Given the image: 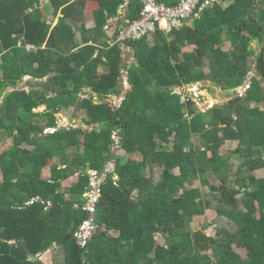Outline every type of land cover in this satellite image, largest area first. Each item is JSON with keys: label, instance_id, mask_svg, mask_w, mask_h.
I'll return each instance as SVG.
<instances>
[{"label": "trees", "instance_id": "1", "mask_svg": "<svg viewBox=\"0 0 264 264\" xmlns=\"http://www.w3.org/2000/svg\"><path fill=\"white\" fill-rule=\"evenodd\" d=\"M39 3L0 0V97L25 76L46 78L51 92L13 90L0 104V135L12 138L0 152V264H42L50 250L61 254L56 264H264V176L254 174L264 168V0H220L170 32L122 40L116 36L140 18V0H48L49 15ZM248 58L257 77L243 96L201 110L186 92L200 82L242 86ZM123 75L129 88L113 106L106 98L119 94ZM84 89L89 96L80 98ZM42 104L48 110L35 112ZM75 104L87 128H57L55 114ZM227 141L236 145L224 153ZM47 151L59 157L49 179L40 166ZM234 154L246 172L232 178ZM90 171L102 178L92 211L83 195ZM195 179L206 189L187 188ZM207 209L233 230H193V216ZM86 221L95 229L83 240Z\"/></svg>", "mask_w": 264, "mask_h": 264}, {"label": "rangeland", "instance_id": "2", "mask_svg": "<svg viewBox=\"0 0 264 264\" xmlns=\"http://www.w3.org/2000/svg\"><path fill=\"white\" fill-rule=\"evenodd\" d=\"M40 7L46 10V14H50V10L48 7V0H40L39 3ZM97 8L96 2H90L89 6L85 9L84 11V21L87 26H90L93 23V18H92V10H95ZM123 7L120 9V12H123ZM46 15V17H47ZM115 19H112L110 21V25L115 23ZM56 22V18L53 20L51 24H54ZM112 26V25H111ZM110 34V32L108 31ZM261 44L254 42L252 43L251 47L254 48H259ZM230 49V45L227 42L223 43L222 46V51L223 53H227V51ZM130 50H126L125 54V59L128 60L130 63L133 58L129 53ZM253 59L249 58L247 59V63L250 65L253 63ZM102 71L99 70V73ZM252 73H249V76L247 78V83L249 82V78L252 76ZM1 77V76H0ZM26 76L21 79L17 85L15 86H8L6 89L3 91L2 96L0 97V104L4 101L5 97L7 94L13 90H19V89H24L25 91L30 90L31 88H39L41 90V93L44 94V98L49 97L51 95V92L45 91L42 87L41 84L31 82V77ZM123 80L126 81V76L123 75ZM252 79V78H251ZM43 81H46L45 79ZM123 81V82H124ZM129 88V84L127 82H124V86L122 90H119V94H111L106 98V100L113 106L118 105L122 98L124 97V94ZM238 93L241 94L243 92V86L237 88ZM179 88H178V90ZM186 92L190 94L195 101L196 105L201 109L205 110L206 108L211 107L213 104L219 103V102H224L227 101L231 98H233V93L231 90H223L219 86H217L214 83H198L195 85H190L186 88ZM89 96L88 90L84 89L82 90L80 94V98ZM94 100L97 101L96 97L94 96ZM78 103V102H77ZM48 110V108L43 104L40 105L38 108H36L34 111L35 112H40V113H45ZM56 121H57V128L60 127H72V128H87V126L83 125V118L85 117V111L78 106V104H75L74 106L68 107V108H63L59 113L55 114ZM55 129L50 128L46 129L45 132H53ZM1 138L2 142H0V152H2L4 149H6L8 146L11 145L12 143V138L11 135L8 132H3L1 133ZM49 147H53L56 145V142L50 141ZM236 145V142L234 141H227V143L221 148L222 152H227L230 149L234 148ZM116 153L121 154L124 159L128 158V154L124 153L122 150H117ZM59 162V157H54L52 156L50 151H47L45 153L44 159L40 160V166L42 169L41 175L45 179L50 178V168L54 163ZM113 164L109 163L108 166L105 167L106 171H109L112 169ZM163 165L162 164H157L153 166V171H154V176L157 179L159 176V173L162 169ZM149 169V168H148ZM147 169V172H148ZM236 172L239 173H245V166L243 165V159L239 158L238 155H232L230 158L229 162V174L232 176V178L236 175ZM254 174L258 177H263L264 176V168H260L254 171ZM77 179V175H73L69 178H66L62 181L63 187H68L72 182H74ZM217 181V180H216ZM191 187H202L203 190L206 189L205 186H202L200 183L199 179H195L194 182L188 186L187 188ZM86 197H88L86 195ZM191 227L193 230H202L204 233L210 236H215L217 233H223V231H232L233 227L232 224L228 221L227 218L218 216L217 213L215 212L214 209H207L202 215H195L192 218L191 221ZM81 230L79 229V232L77 233L79 237H85V239L89 238L91 235V232L95 229V227L89 222L86 221L84 224L80 226ZM156 240L158 242H161L160 236H157ZM81 243L84 245L85 241H81ZM237 251L242 253L241 249H237ZM41 257V262L42 264H56L61 260V254L60 252H56L55 250H50L47 251L46 253L40 254Z\"/></svg>", "mask_w": 264, "mask_h": 264}, {"label": "built area", "instance_id": "3", "mask_svg": "<svg viewBox=\"0 0 264 264\" xmlns=\"http://www.w3.org/2000/svg\"><path fill=\"white\" fill-rule=\"evenodd\" d=\"M140 1L142 3V9L140 11L139 20L130 23L124 30H122L120 34L116 36L117 40H122L129 36L137 38L145 33L150 34L156 29L170 32L172 29L181 26V21L183 19H186L191 15H197L203 8L212 6L220 0H178L177 4L171 6L158 2L157 0ZM107 31L110 32V34L108 33L110 36L115 35L112 27H107ZM89 174L90 189L83 195L84 197H86V195L88 196L86 197L88 199L86 208L92 211L93 203L98 197V185L102 178L96 171H90ZM103 176L104 174H102V177ZM79 238L85 240V237Z\"/></svg>", "mask_w": 264, "mask_h": 264}, {"label": "clouds", "instance_id": "4", "mask_svg": "<svg viewBox=\"0 0 264 264\" xmlns=\"http://www.w3.org/2000/svg\"><path fill=\"white\" fill-rule=\"evenodd\" d=\"M218 3H220V1L218 2ZM165 4V3H164ZM167 5V4H166ZM109 26H111L110 24H109ZM161 30V29H160ZM163 31V30H162ZM165 32V31H164ZM167 33V32H166ZM131 51H129V53H130ZM128 53V54H129ZM251 72H253L252 73V76L249 78L250 80H249V82L247 83V79L245 80V82H244V84L242 85L243 86V92L241 93V94H239L238 93V90H237V88L236 89H233V90H236L237 92H236V94H233L234 96H236V95H244V92H245V90L249 87V85H250V83H251V78H253V77H257L256 76V74H255V63L253 62L251 65ZM250 72V73H251ZM248 78V77H247ZM126 80V79H125ZM124 81V80H123ZM124 82H127V81H124ZM128 83V82H127ZM242 86H240V87H242ZM233 90H231V91H233ZM233 93V92H232ZM88 201V200H87ZM87 203V202H86Z\"/></svg>", "mask_w": 264, "mask_h": 264}, {"label": "crops", "instance_id": "5", "mask_svg": "<svg viewBox=\"0 0 264 264\" xmlns=\"http://www.w3.org/2000/svg\"><path fill=\"white\" fill-rule=\"evenodd\" d=\"M228 3V1H225V2H221V4L222 5H226ZM92 25V24H91ZM90 25V26H91ZM87 26V25H86ZM227 43H229V42H227ZM229 45H230V43H229ZM0 76H1V72H0ZM26 77V76H25ZM29 78V77H28ZM30 79V78H29ZM46 80V78H42V79H33V78H31V82H33V85H35L36 83H38V84H41V83H43V82H45V81H43V80ZM36 82V83H35ZM35 83V84H34ZM42 85V84H41ZM35 89H38L37 87L35 88ZM44 106V105H43ZM47 252V251H46ZM46 252H44V253H46ZM40 260H41V257H40Z\"/></svg>", "mask_w": 264, "mask_h": 264}, {"label": "water", "instance_id": "6", "mask_svg": "<svg viewBox=\"0 0 264 264\" xmlns=\"http://www.w3.org/2000/svg\"><path fill=\"white\" fill-rule=\"evenodd\" d=\"M129 54L130 55H133V51H131ZM123 86H124L123 78H120L119 90H122L123 89ZM232 92H233V94H236L237 91L236 90H233Z\"/></svg>", "mask_w": 264, "mask_h": 264}]
</instances>
